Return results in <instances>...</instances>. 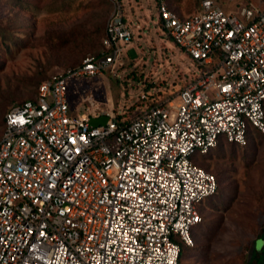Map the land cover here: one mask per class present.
Returning a JSON list of instances; mask_svg holds the SVG:
<instances>
[{
	"label": "built area",
	"instance_id": "1",
	"mask_svg": "<svg viewBox=\"0 0 264 264\" xmlns=\"http://www.w3.org/2000/svg\"><path fill=\"white\" fill-rule=\"evenodd\" d=\"M108 2L100 50L4 115L0 264H180L216 192L194 159L220 139L245 146L248 130L264 140V0H201L184 17L154 0L159 27L196 75L172 101L128 119L73 114L70 85L113 74L132 40L122 0Z\"/></svg>",
	"mask_w": 264,
	"mask_h": 264
},
{
	"label": "rangeland",
	"instance_id": "2",
	"mask_svg": "<svg viewBox=\"0 0 264 264\" xmlns=\"http://www.w3.org/2000/svg\"><path fill=\"white\" fill-rule=\"evenodd\" d=\"M200 1L170 4L190 14ZM251 1L261 7V0ZM122 2L130 16L137 2L141 10L122 64L113 74L70 85L73 114L128 119L154 100L172 101L196 75L193 62L159 27L153 0ZM110 12L108 0H0V138L5 113L34 99L40 81L100 50ZM194 160L216 175L218 190L204 201L202 224L180 264H255L253 249L264 231V141L254 135L244 147L222 143Z\"/></svg>",
	"mask_w": 264,
	"mask_h": 264
},
{
	"label": "trees",
	"instance_id": "3",
	"mask_svg": "<svg viewBox=\"0 0 264 264\" xmlns=\"http://www.w3.org/2000/svg\"><path fill=\"white\" fill-rule=\"evenodd\" d=\"M81 62V61H80ZM79 64V63H78ZM78 64H76V65H78ZM76 65H72V66H69V67H75ZM50 77V76H49ZM49 77H47V78H49ZM47 78H45L44 80H46ZM43 81V80H42ZM42 81H40L39 82V84L42 82ZM38 84V85H39ZM38 87V86H37ZM37 89V88H36ZM30 100H32V99H30ZM25 101V100H24ZM23 101H21L20 103H22ZM3 127H4V118H3ZM255 132H253V131H251V130H248V133H247V135H246V137H247V143H246V145L245 146H247L248 145V143H249V141H250V139H252L253 137H254V135L256 134H254ZM260 137V136H259ZM261 139H262V137H260ZM263 140V139H262ZM264 141V140H263ZM222 143H225V144H227V145H230V146H235V147H238L237 145H235V144H230V143H227L225 140H223V139H220L219 141H218V144H217V146L214 148V149H216L220 144H222ZM244 147V146H243ZM213 149V150H214ZM212 151V150H211ZM210 151V152H211ZM209 152V153H210ZM208 153V154H209ZM207 154V155H208ZM197 164V163H196ZM200 166V165H199ZM203 168V167H202ZM204 170H206V169H204ZM207 171V170H206ZM209 172V171H208ZM212 173V172H211ZM214 176H215V179H216V192H215V194L217 193V190H218V183H217V178H216V175L214 174V173H212ZM214 194V195H215ZM213 195V196H214ZM212 196V197H213ZM211 198V197H210ZM210 198H207V201L210 199ZM204 204V203H203ZM200 210H201V207H200V209H199V213H200ZM201 215V214H200ZM202 218V217H201ZM202 221H203V218H202V220H201V222H200V224H198L193 230H192V232H191V238H192V241L194 240L193 239V232L195 231V229L197 228V227H199L201 224H202ZM259 245H261L262 246V250L261 251H258V246ZM184 249H188L187 247H184V246H181V254H180V260H181V258H182V254H183V251H184ZM254 251H253V254H252V259L253 258H256V262H255V264H264V231H262V233H261V235H260V237H259V240L255 243V246H254V249H253Z\"/></svg>",
	"mask_w": 264,
	"mask_h": 264
},
{
	"label": "crops",
	"instance_id": "4",
	"mask_svg": "<svg viewBox=\"0 0 264 264\" xmlns=\"http://www.w3.org/2000/svg\"><path fill=\"white\" fill-rule=\"evenodd\" d=\"M139 1V0H138ZM153 2H154V0H153ZM137 4L139 5L138 7H136L137 9H136V12H134L133 14H131V16L130 15H128L127 13H126V9H125V7H124V11H125V17H126V19H127V21L132 25V24H134L135 22L137 23V20H139V14H140V11L141 10H139V8H140V4H139V2H137ZM154 5H155V2H154ZM169 7H170V9L172 10V11H174L176 14H178L179 16H181V17H184V16H189V15H191V14H193V13H195L197 10H198V6L195 8V11L194 12H192V13H190V14H184V13H181V12H178L176 9H174V8H172V6H171V4H170V0H169ZM138 24V23H137ZM255 134V133H254ZM255 135H258L257 133L255 134ZM258 137H259V135H258Z\"/></svg>",
	"mask_w": 264,
	"mask_h": 264
},
{
	"label": "water",
	"instance_id": "5",
	"mask_svg": "<svg viewBox=\"0 0 264 264\" xmlns=\"http://www.w3.org/2000/svg\"><path fill=\"white\" fill-rule=\"evenodd\" d=\"M106 120H107V117H105V116L100 117V118H90L89 124L92 127H96V126L104 125Z\"/></svg>",
	"mask_w": 264,
	"mask_h": 264
}]
</instances>
